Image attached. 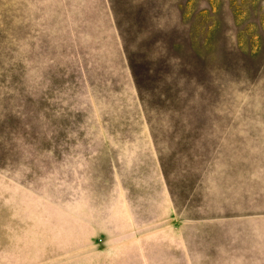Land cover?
Wrapping results in <instances>:
<instances>
[{
	"label": "rangeland",
	"instance_id": "rangeland-1",
	"mask_svg": "<svg viewBox=\"0 0 264 264\" xmlns=\"http://www.w3.org/2000/svg\"><path fill=\"white\" fill-rule=\"evenodd\" d=\"M0 264H264V0H0Z\"/></svg>",
	"mask_w": 264,
	"mask_h": 264
}]
</instances>
